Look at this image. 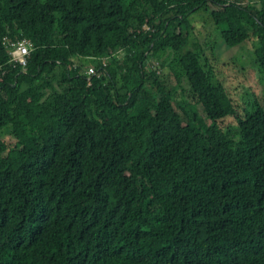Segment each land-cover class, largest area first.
Listing matches in <instances>:
<instances>
[{
	"label": "trees",
	"instance_id": "16d2710c",
	"mask_svg": "<svg viewBox=\"0 0 264 264\" xmlns=\"http://www.w3.org/2000/svg\"><path fill=\"white\" fill-rule=\"evenodd\" d=\"M220 43L264 76V0H0V264H264V88Z\"/></svg>",
	"mask_w": 264,
	"mask_h": 264
},
{
	"label": "rangeland",
	"instance_id": "374dc122",
	"mask_svg": "<svg viewBox=\"0 0 264 264\" xmlns=\"http://www.w3.org/2000/svg\"><path fill=\"white\" fill-rule=\"evenodd\" d=\"M192 24L195 26V33L191 37V46L196 37L200 38L202 42L212 34L208 33L215 31L214 22L210 19L209 14L205 12L192 16ZM220 44L223 61L229 60L232 57L239 59L240 67L237 70L229 71L223 62L220 69L224 73L223 79L226 81L227 88L241 104L246 99L247 93L261 92L264 88V76L259 71V65L255 63L253 43H246L231 49L222 45V43ZM173 58L170 60L173 61ZM245 71L246 74H244ZM162 79L168 81L169 88L177 86V81L169 72L163 73ZM244 104L245 101L241 104L242 108ZM9 139L13 140L12 137H9Z\"/></svg>",
	"mask_w": 264,
	"mask_h": 264
},
{
	"label": "built area",
	"instance_id": "2783aa9c",
	"mask_svg": "<svg viewBox=\"0 0 264 264\" xmlns=\"http://www.w3.org/2000/svg\"><path fill=\"white\" fill-rule=\"evenodd\" d=\"M5 46L12 59V62L22 65L27 69L30 61V57L33 52V44L28 39H17L14 40L11 37H6ZM95 68L90 70V74H95Z\"/></svg>",
	"mask_w": 264,
	"mask_h": 264
},
{
	"label": "clouds",
	"instance_id": "9594fccd",
	"mask_svg": "<svg viewBox=\"0 0 264 264\" xmlns=\"http://www.w3.org/2000/svg\"><path fill=\"white\" fill-rule=\"evenodd\" d=\"M8 51V50H7ZM109 59V58H108ZM108 59H102V62L104 63V67H108L109 66V61H108ZM12 60V59H11ZM101 60V59H100ZM92 68H95V70H96V67L95 66H91L90 67V69H89V74H90V70L92 69ZM27 70V69H26ZM97 74V72L95 73V74H93V75H96ZM90 75H92V74H90Z\"/></svg>",
	"mask_w": 264,
	"mask_h": 264
}]
</instances>
